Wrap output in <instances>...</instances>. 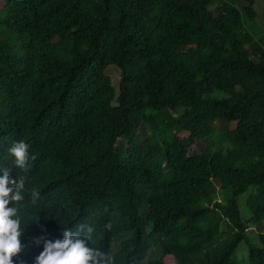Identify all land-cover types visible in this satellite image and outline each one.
Here are the masks:
<instances>
[{
    "label": "trees",
    "instance_id": "1",
    "mask_svg": "<svg viewBox=\"0 0 264 264\" xmlns=\"http://www.w3.org/2000/svg\"><path fill=\"white\" fill-rule=\"evenodd\" d=\"M255 3L0 0V171L25 178L16 205L24 249L13 264H35L45 240L80 225L93 228L89 246L113 264H165L167 255L240 264L242 242L249 263L264 264ZM21 140L35 157L27 172L8 151ZM199 141L206 146L190 154ZM246 192L248 215L238 204ZM152 249L159 255L147 259Z\"/></svg>",
    "mask_w": 264,
    "mask_h": 264
},
{
    "label": "clouds",
    "instance_id": "2",
    "mask_svg": "<svg viewBox=\"0 0 264 264\" xmlns=\"http://www.w3.org/2000/svg\"><path fill=\"white\" fill-rule=\"evenodd\" d=\"M8 151L14 158V166L27 172L30 159H35L29 155V145L21 140ZM9 172V169L0 171V264H13V258L24 249L20 239L24 226L16 205L25 199V178L20 176L18 180H13ZM30 195L33 203L40 199L38 191L33 190ZM10 204L14 206L10 207ZM92 233L91 226L85 228L80 225L75 232L65 230L63 239L45 240L43 251L35 258V264H113L111 256L89 246Z\"/></svg>",
    "mask_w": 264,
    "mask_h": 264
},
{
    "label": "rangeland",
    "instance_id": "3",
    "mask_svg": "<svg viewBox=\"0 0 264 264\" xmlns=\"http://www.w3.org/2000/svg\"><path fill=\"white\" fill-rule=\"evenodd\" d=\"M255 7H256V10L258 12L257 20H258L259 25L261 26V33L264 34V21H263V16H262V11L264 9V3L261 0H256ZM247 26L251 32H254V29H255L254 25L253 26L247 25ZM106 71L111 77L112 84L114 85V87L117 88L118 81H119V70L114 66H110L107 68ZM218 93H220V92H218ZM230 126H231V128H233L235 126V123H231ZM214 128L215 129L213 132V136L219 137L220 129L216 125ZM139 134L141 137H144V135H145L143 130H140ZM182 134L186 135L185 132H183ZM205 146H206V144L204 142L199 141L198 143H196L194 146H192L190 148L189 153L190 154L198 153ZM225 146H226V144H225ZM219 147H221V145H219V143H216L214 145V148H219ZM247 195H248V192L241 194L238 197V204H239L240 211L242 212V214L244 213L245 215H248V208L246 206ZM263 230H264V226H263ZM247 234H248L249 239L253 243H258L257 230L255 228L248 229ZM156 253H157V255H156ZM158 255H159V253H158L157 249H152V250H150L149 256L147 259L154 258ZM234 256L239 261L240 264H250L248 261V245H247V243H245V242L240 243L235 250ZM164 260H165V264H177L175 262V260L172 257H170L169 255L165 256Z\"/></svg>",
    "mask_w": 264,
    "mask_h": 264
}]
</instances>
